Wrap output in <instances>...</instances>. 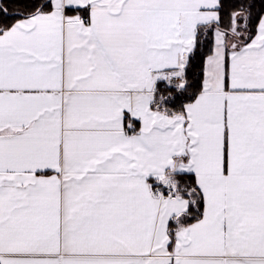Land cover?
Instances as JSON below:
<instances>
[{"label": "snow or ice", "instance_id": "snow-or-ice-1", "mask_svg": "<svg viewBox=\"0 0 264 264\" xmlns=\"http://www.w3.org/2000/svg\"><path fill=\"white\" fill-rule=\"evenodd\" d=\"M224 9L0 0V264H264V0Z\"/></svg>", "mask_w": 264, "mask_h": 264}, {"label": "trees", "instance_id": "trees-1", "mask_svg": "<svg viewBox=\"0 0 264 264\" xmlns=\"http://www.w3.org/2000/svg\"><path fill=\"white\" fill-rule=\"evenodd\" d=\"M256 4H257V10H259L260 7V0H255ZM225 3V17H224V22L225 24L227 23V13L231 10V6L235 3H237V0H224ZM199 72V68H194L193 69V74H196Z\"/></svg>", "mask_w": 264, "mask_h": 264}]
</instances>
